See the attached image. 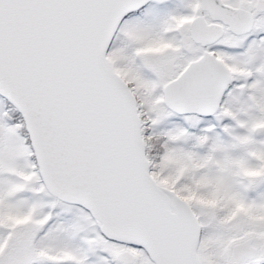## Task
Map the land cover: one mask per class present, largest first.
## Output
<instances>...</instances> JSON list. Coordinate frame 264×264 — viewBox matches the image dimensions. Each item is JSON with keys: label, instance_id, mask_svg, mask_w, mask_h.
I'll use <instances>...</instances> for the list:
<instances>
[{"label": "snow or ice", "instance_id": "6c2138e0", "mask_svg": "<svg viewBox=\"0 0 264 264\" xmlns=\"http://www.w3.org/2000/svg\"><path fill=\"white\" fill-rule=\"evenodd\" d=\"M0 264H264V0H0Z\"/></svg>", "mask_w": 264, "mask_h": 264}]
</instances>
